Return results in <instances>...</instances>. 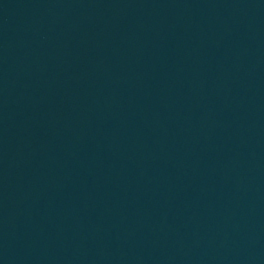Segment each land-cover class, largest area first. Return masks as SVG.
I'll return each mask as SVG.
<instances>
[{
	"label": "water",
	"instance_id": "1",
	"mask_svg": "<svg viewBox=\"0 0 264 264\" xmlns=\"http://www.w3.org/2000/svg\"><path fill=\"white\" fill-rule=\"evenodd\" d=\"M79 0H0V96Z\"/></svg>",
	"mask_w": 264,
	"mask_h": 264
}]
</instances>
